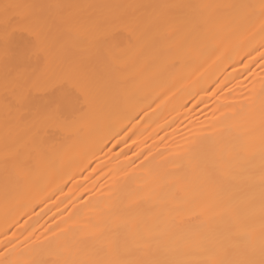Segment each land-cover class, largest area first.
Listing matches in <instances>:
<instances>
[{"label":"bare ground","instance_id":"1","mask_svg":"<svg viewBox=\"0 0 264 264\" xmlns=\"http://www.w3.org/2000/svg\"><path fill=\"white\" fill-rule=\"evenodd\" d=\"M5 4L12 6L7 12ZM262 4L264 0H0V242L13 232V243L32 234L14 259L35 256L26 247L36 242L52 249L36 256L51 264L66 241L108 227L121 239L129 226L150 237L165 227L177 233L194 230L201 222L223 230L232 216H239L258 229L259 187L245 171L254 167L259 176L258 123L240 137L244 147L230 171L222 173L224 188L232 194L231 215L224 214L229 206L222 205L193 221L188 213L173 211L171 190L158 185L172 179L171 161L186 144L208 136L220 113L235 111L232 122L240 132L249 127L244 118L249 102L264 96ZM36 19L48 25L46 52L40 56L29 33ZM97 21L99 30L92 27ZM74 64L90 70L87 96L69 80ZM17 73L40 78L41 87L25 88L21 99L19 90L5 87L6 75L12 80ZM53 110L71 123L34 125L21 118ZM6 150H18L16 167L10 162L8 173L20 176L7 195ZM194 181L190 173L183 184ZM147 243L154 247L156 241ZM139 255L132 251L125 258ZM187 258L203 257L190 252Z\"/></svg>","mask_w":264,"mask_h":264},{"label":"snow or ice","instance_id":"2","mask_svg":"<svg viewBox=\"0 0 264 264\" xmlns=\"http://www.w3.org/2000/svg\"><path fill=\"white\" fill-rule=\"evenodd\" d=\"M10 7L12 6L5 4V11L7 12ZM226 7L247 8L250 6L228 5ZM261 17L260 31L264 33V4L261 5ZM8 24L9 21L6 19L4 37L6 56L8 55L9 40ZM99 26V21L92 25L97 30H99ZM47 28L48 25L45 21L36 19L30 22L29 33L33 38L37 56L46 52ZM99 35L105 40L108 39V36L103 33ZM259 47L264 48V43H261ZM252 50L255 51V48ZM259 56L262 61L261 67H264V52L259 53ZM253 59L255 58L253 57ZM89 71V68L83 64H74L69 69V80L85 96L88 94ZM5 87H11L13 91L19 90L22 99L25 88H39L41 82L40 78L30 79L24 73H17L12 80H9L6 75ZM223 107L232 106L224 105ZM218 111L219 108L215 109L214 115ZM236 116L235 111L231 115L220 113L210 123L212 131L208 136L196 138L195 142L186 144L183 152L171 161L175 165L170 173L172 179L163 181L158 187H168L174 201L173 211L177 214L188 213L193 221H200L209 209L222 205L229 206L225 208L224 214L231 215L232 194L224 188L222 173L230 171L233 162L239 157L244 147L240 137L249 135L258 123L261 129L259 176L254 175L256 171L254 167L245 170L249 173L248 181L253 186L258 185L259 187L261 212L258 229L251 227L248 221L239 216H232L231 223L223 230H216L201 222L194 227V230L177 233L171 227H165L163 231L150 237L134 232V228L129 226L128 235L121 239L118 231L108 227L92 233L86 238L66 241L59 249L57 259L53 260L51 264H264V96H261L258 102L255 100L249 102L248 111L244 117L249 127L243 132H240L239 126L232 122ZM21 118L30 119L34 125L49 122H62L65 125L71 123L68 116H64L56 110L29 112L27 117L22 116ZM226 131L229 134L228 137L224 135ZM17 154L18 150H6L3 157L6 195L9 186L20 179L19 175L11 176L8 173L10 162L13 167H16ZM147 161L148 157H145L139 167L143 168ZM131 163L135 164V161H131ZM190 173L194 175L195 181L190 185H184L183 181ZM254 198V194L249 197V199ZM87 206V204L83 205V207ZM53 227L59 228V225L49 227L46 232H52ZM31 236L30 233L23 241L17 240L16 243H13V239H16V234L13 232L11 238L0 242L3 244V250L0 251V264H49L47 260L38 259L36 256L48 254L52 249L43 248L36 242L32 243L30 249L26 247V250L35 253V256H29L23 260L13 258L17 255L18 247L21 244L28 245ZM152 239L156 241L154 247L147 243ZM131 242H136L134 249L130 248ZM43 243H47V240ZM145 245L149 249L147 252ZM132 251L141 253V255L133 259H126L125 257L131 255ZM190 252H195L203 258H187V254Z\"/></svg>","mask_w":264,"mask_h":264},{"label":"rangeland","instance_id":"3","mask_svg":"<svg viewBox=\"0 0 264 264\" xmlns=\"http://www.w3.org/2000/svg\"><path fill=\"white\" fill-rule=\"evenodd\" d=\"M43 85H44V84H43ZM43 85H42V86H43Z\"/></svg>","mask_w":264,"mask_h":264}]
</instances>
